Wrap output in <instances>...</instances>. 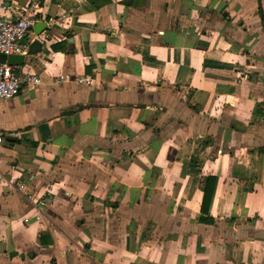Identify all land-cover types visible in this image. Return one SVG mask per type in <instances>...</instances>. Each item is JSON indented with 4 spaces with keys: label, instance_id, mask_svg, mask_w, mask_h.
<instances>
[{
    "label": "crops",
    "instance_id": "0c3cea01",
    "mask_svg": "<svg viewBox=\"0 0 264 264\" xmlns=\"http://www.w3.org/2000/svg\"><path fill=\"white\" fill-rule=\"evenodd\" d=\"M39 4L40 84L0 100V264H264V0Z\"/></svg>",
    "mask_w": 264,
    "mask_h": 264
},
{
    "label": "built area",
    "instance_id": "2783aa9c",
    "mask_svg": "<svg viewBox=\"0 0 264 264\" xmlns=\"http://www.w3.org/2000/svg\"><path fill=\"white\" fill-rule=\"evenodd\" d=\"M39 0H28L24 9L14 10L11 19L0 18V55L24 56L28 51L30 42L34 41L31 33L33 24L39 15ZM38 86L40 79L33 73L21 74L17 65L0 63V100L15 98L22 85ZM4 142L3 134L0 133V148ZM43 203H37L42 207Z\"/></svg>",
    "mask_w": 264,
    "mask_h": 264
},
{
    "label": "water",
    "instance_id": "95a60500",
    "mask_svg": "<svg viewBox=\"0 0 264 264\" xmlns=\"http://www.w3.org/2000/svg\"><path fill=\"white\" fill-rule=\"evenodd\" d=\"M23 61L22 56H9L5 57L3 55H0V63H6L8 65H19Z\"/></svg>",
    "mask_w": 264,
    "mask_h": 264
},
{
    "label": "trees",
    "instance_id": "16d2710c",
    "mask_svg": "<svg viewBox=\"0 0 264 264\" xmlns=\"http://www.w3.org/2000/svg\"><path fill=\"white\" fill-rule=\"evenodd\" d=\"M205 199H206V193H205L204 196H203V204H204V202H205Z\"/></svg>",
    "mask_w": 264,
    "mask_h": 264
}]
</instances>
